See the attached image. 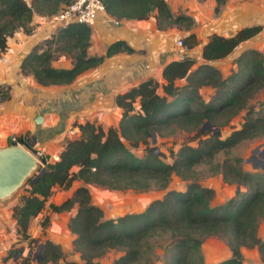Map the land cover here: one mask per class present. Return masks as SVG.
<instances>
[{
  "label": "trees",
  "instance_id": "trees-1",
  "mask_svg": "<svg viewBox=\"0 0 264 264\" xmlns=\"http://www.w3.org/2000/svg\"><path fill=\"white\" fill-rule=\"evenodd\" d=\"M105 12L117 20L144 19L156 10L158 30L178 25L190 27L192 19L184 14L173 16L165 0H101ZM73 0H0V55L5 53L8 38L22 30L31 34L34 14L52 17ZM226 0H215L218 13ZM262 30L261 25L243 27L231 36L216 33L202 47L205 62L183 56L162 68L163 82L150 77L115 96L122 110L118 125L106 130L88 120L76 123L79 135L67 139L57 160L42 158L43 173L27 181L26 193L11 208L21 239L33 242L31 220L46 205L55 186L70 188L80 181L72 195L60 203H50L52 212L69 211L76 206L67 227L75 235L73 247L80 262L65 260L59 244L49 239L40 243L38 264H99L98 259L109 250L122 251L111 264H155L154 236H167L163 264H206L201 245L207 237L221 238L230 250V257L215 264H243L242 249L256 248L264 260V239L257 230L264 219V171H246L241 159L231 150L244 140L264 136V110L250 106L239 128L227 136L213 134L246 109L259 90L264 91V54L256 49L242 51L234 60L235 70L223 77L209 61L223 59L243 41ZM92 29L72 22L35 44L22 59L20 70L41 86L66 85L78 75L101 64L105 58L126 52L133 53L125 41L112 42L103 55H89ZM187 49L198 44L193 33L182 38ZM55 46V48H53ZM70 59L67 68L54 67L56 53ZM177 80L183 83L177 84ZM210 87L213 93L205 102L200 93ZM9 98V94L1 100ZM209 122L212 129L203 132ZM180 131L195 132L196 145L188 142L164 161L149 146L152 135L172 136ZM212 132V133H211ZM210 133V134H209ZM206 137H201L206 135ZM21 141L23 137L19 138ZM31 138H29L30 141ZM26 140L27 146L31 143ZM32 141V140H31ZM8 144H12L10 139ZM144 147L142 156L132 148ZM221 161L215 162L217 154ZM207 163L227 184L244 187L225 202L212 205L214 190L201 185L195 178V167ZM77 168L76 171L73 169ZM172 175L187 181L184 190L170 189L162 198L151 201L140 212H128L106 218L103 210L91 200L87 187L95 184L111 190L147 191L167 188Z\"/></svg>",
  "mask_w": 264,
  "mask_h": 264
},
{
  "label": "rangeland",
  "instance_id": "rangeland-1",
  "mask_svg": "<svg viewBox=\"0 0 264 264\" xmlns=\"http://www.w3.org/2000/svg\"><path fill=\"white\" fill-rule=\"evenodd\" d=\"M29 2L30 0H26ZM168 4L172 7L174 14H186L191 10V7H201L203 10L202 19H212L211 17L216 16L212 9L209 0H200L198 3H194L191 5L193 0H166ZM264 3V2H263ZM190 9V10H189ZM214 13V14H213ZM111 26H114L112 22H109ZM31 26L34 27L33 32L31 34H26L22 30L15 32L11 37L8 38L7 45L8 48L5 53L0 55V58H4V55H11L12 53H8V49L11 48L13 50H18V54H24L25 50L30 48L32 45L34 46L37 43H40L46 38H49L58 28V25L53 23L51 17L41 16V15H33ZM167 31V30H165ZM169 31V30H168ZM167 31V32H168ZM175 30L173 29L170 34H167L169 37V48L172 52L175 51L179 53L184 52L185 50L181 47H178L174 44L173 41H177L178 38L182 36L183 31L178 30L175 34H173ZM166 37V38H168ZM176 38L175 40L173 38ZM185 37V35L183 36ZM182 38V37H181ZM32 46V47H33ZM177 46V47H175ZM55 48V46L53 47ZM32 49V48H31ZM55 66H68L71 64L70 59L61 55L59 52L56 53L55 58L52 62ZM21 80L16 79L8 83L0 84V103L3 101H10L11 93L12 97L15 100V105L12 108L18 109V118L24 122H30L32 125L31 129L24 133H18L17 129L13 131H9L7 135V145L12 135L25 136L27 141L30 139L31 146H24L27 151H29L32 155L36 152V150L43 151L45 158L51 162L57 160L54 159L55 154L47 155L45 150H43L42 146L37 141V138H43L44 133L50 135V132H47L49 129L44 125L42 121L40 124H37L34 120L37 115L41 114V103L46 100V96L51 92L55 93V90H60V87H52V86H43L41 90L39 88L35 80L30 77V75H23L21 73ZM204 87L201 88V90ZM9 94V98L6 100H1V97L5 94ZM213 93H210L209 99ZM209 94V93H208ZM202 98L206 99V91L203 92ZM53 104V103H51ZM252 106L255 110H264V91L259 90L253 99L247 104L246 109L241 111L238 115L234 116L225 126L220 127L221 137L227 136L232 130L237 129L243 122V117L246 113V110ZM45 110V108H44ZM77 120H73L70 126L65 130L68 135L69 132L75 129V124ZM97 124V123H96ZM63 125V124H62ZM203 127V126H202ZM19 128H27V126H21ZM211 127H203L201 129L203 132L207 130H211ZM19 130V129H18ZM62 131V130H60ZM213 131V130H212ZM13 132V133H12ZM212 133V132H211ZM210 134V133H209ZM71 137L75 136L74 134H69ZM68 135V136H69ZM206 135H202L201 137H206ZM32 140V141H31ZM67 138L65 139V141ZM196 133L195 132H185L180 131L172 136H164L160 137L156 134L152 135L149 140V146L153 149L155 154H160L161 158L166 161H171V153L176 152L179 147L188 142L189 144L196 145L197 143ZM5 145V146H7ZM4 147V146H2ZM132 151L137 156H142L144 153V147L140 146L138 148H132ZM264 151V136L256 137L248 140H244L238 146L231 150V155L235 157H239L241 159V166L246 171H254L259 172L263 171L259 167L260 162L264 160V157H260L258 153ZM224 154L219 153L216 155L214 161L219 162L223 159ZM37 163L42 167L39 157H37ZM258 166V167H255ZM74 171L77 168L73 169ZM36 170L35 173H37ZM195 178L197 181L205 186L212 188L214 190V196L212 198L211 204L218 205L225 202L227 199L231 198L236 194L237 185L235 184H227L222 180V177L219 173H214L210 165L207 163L200 164L195 167ZM34 173V174H35ZM187 181L182 180L180 177L176 175H172L171 180L165 189L159 188H151L147 191H138L133 189L127 190H111L107 188H103L101 186L95 184L87 185L92 202L99 206L104 213L106 218H113L118 215H122L128 212H140L142 211L151 201L155 199H160L163 197L165 192L170 189L175 190H184L186 188ZM81 185L80 181H74L70 188H62L55 186L53 189L52 195L48 198L45 208L31 220L29 235L30 238L35 240L30 242L28 240L21 239V236L17 234L16 231V223L12 218V211L10 216H6V218H0L4 224L2 231L3 233L9 234V242L6 244L5 249H2V253L0 254V264H38L37 257L40 253L39 246L40 243L46 239L51 240L52 242L59 244L61 249L65 254V260L67 261H76L80 262V255L78 252L74 250L73 240L75 235L70 232L67 227L68 221L70 217H72L76 213V206H74L69 211H63L60 213L52 212L48 205L50 203H60L66 198L72 195V192L76 187ZM27 184L23 185L20 189H18L12 197L0 203V206H4L5 209H10L16 204L19 197L22 194H25V188ZM239 191L243 192L245 190L244 187H239ZM259 235L261 238H264V219L263 222H260L259 226ZM155 243V256L152 257L155 264H163L164 258V250L160 246V244H166L167 236H154L151 240V243ZM229 248L226 243L221 238L216 237H207L203 240L201 245V253L204 258L206 264H210L211 262H216L225 259L229 255ZM122 251L119 250H109L102 257L98 259L99 264H111L113 260L122 255ZM242 254L244 257L243 264H264V262L259 263L257 257L253 254L252 249H242ZM257 260V261H256ZM63 262L60 261L59 264Z\"/></svg>",
  "mask_w": 264,
  "mask_h": 264
},
{
  "label": "crops",
  "instance_id": "crops-1",
  "mask_svg": "<svg viewBox=\"0 0 264 264\" xmlns=\"http://www.w3.org/2000/svg\"><path fill=\"white\" fill-rule=\"evenodd\" d=\"M198 1L200 0H193L191 5H194L195 2L199 5ZM263 2L264 0H226L220 8V11L215 13V0H209L211 5L209 8L212 9V12L216 16L211 17L212 19L209 20L205 18L203 20L202 17L204 16L201 12L203 9L192 6L191 10L189 9L190 11L184 14L192 19V25L190 27L173 25L166 29L167 31L169 30L168 32L157 29L156 10L151 11L146 18L140 20H117L107 13L101 14L95 24L90 26L92 34L88 54L103 55L107 47L116 40L125 41L134 49V52L117 53L112 57L105 58L98 66L81 73L72 83L53 85L52 87H60V90H55V93L50 92L46 96V100L40 106L41 114L37 115L42 117L44 125L49 128L47 132H50V135L44 133L45 136L43 138H37V141H39V144L47 155L50 156L54 152L53 154L58 156L66 142L65 139L79 135L77 127H75L72 133L69 132V134H74L75 136L71 137L65 133V130L71 125L70 123L74 119L77 120L76 123H82L86 120L97 123L105 130L111 126L116 127L122 114V110L114 102L117 94L127 91L150 77L162 83V68L164 64L179 60L183 56L195 59L197 64L205 62L201 55L202 47L207 42L208 37L213 33L222 36H231L243 27L254 25L262 26V30L257 35L241 42L228 56L223 59L208 62L218 68L223 77L228 76L232 70H235L234 60L242 51L256 49L264 54ZM166 3L168 4L167 1ZM168 6L173 16L179 15L174 14L171 9L172 7L169 4ZM114 20H117L118 23L115 24ZM109 22H112L114 26H111ZM173 29L175 30L173 34L181 29L183 31L182 36H176V38H183L184 35L187 36L193 33L198 44L186 52H178V54L175 51L172 52L168 49L169 37L167 34H170ZM176 38L174 37L173 39L175 40ZM173 42L176 45L175 41ZM32 46L26 49L23 55L18 54V50L12 51L9 48L8 53L12 54H6L3 56L4 58H0V84L8 83L12 80L15 82L17 78L21 80L20 64ZM52 65L58 67L54 64ZM69 66L59 67L67 68ZM181 83H183L182 80H177V84ZM36 85L39 87L37 88L38 90H41V87H43L38 83ZM205 91L206 99L203 98V100L207 102L212 89L210 87L200 89L201 94ZM12 95L11 93L9 102L3 101L0 103V147L7 145L6 134L9 131L17 129V131H20L18 132L19 134H25L27 130L29 131L31 129L30 126L32 125L30 122L25 121L24 125L27 128H19L24 125L22 120L18 118V109L12 108L15 105V100ZM10 215V209L8 210L4 206H0V218H6V216ZM2 223L3 221L1 220L0 254L2 253L1 248L5 249L6 244L9 242L8 238L10 237L9 234L3 233L4 231L2 229L4 224ZM259 230L260 228L258 227L257 234L261 238ZM253 254L257 257L259 263L264 262L260 258L256 248H253ZM230 255L231 253L229 251V255L226 258L230 257ZM217 262L219 261L211 262L210 264Z\"/></svg>",
  "mask_w": 264,
  "mask_h": 264
},
{
  "label": "water",
  "instance_id": "water-1",
  "mask_svg": "<svg viewBox=\"0 0 264 264\" xmlns=\"http://www.w3.org/2000/svg\"><path fill=\"white\" fill-rule=\"evenodd\" d=\"M42 121L41 116L35 118L37 124ZM209 126V122H206L203 127ZM213 134L220 136V129H213ZM259 167L264 171V160L260 162ZM36 170H38L37 173H35ZM41 173H43V169L38 165L37 160L19 145L10 144L0 147V203L12 197L28 180L33 182ZM239 189L237 186L236 193L239 192ZM39 250L41 251V245Z\"/></svg>",
  "mask_w": 264,
  "mask_h": 264
},
{
  "label": "built area",
  "instance_id": "built-area-1",
  "mask_svg": "<svg viewBox=\"0 0 264 264\" xmlns=\"http://www.w3.org/2000/svg\"><path fill=\"white\" fill-rule=\"evenodd\" d=\"M105 8L101 0H73L71 4L66 6L56 15L52 16L53 23L58 25L59 27L65 26L68 23L77 22L86 24L88 26H93L101 14H105ZM114 23L117 24L118 21L114 20ZM176 45L178 47L183 48L186 52L188 49L183 43L182 38H178L176 41ZM73 132V131H72ZM23 140L21 141L19 135H12L10 136V141L12 144L19 145L23 149H25L26 145V137L22 136ZM27 146V145H26ZM26 150V149H25ZM27 151V150H26ZM29 152V151H27ZM30 153V152H29ZM31 154V153H30ZM32 155V154H31ZM41 150H36L34 155H32L35 159L37 157L40 160L45 156ZM58 156H55L54 159H57ZM42 165V163L40 162ZM43 166V165H42Z\"/></svg>",
  "mask_w": 264,
  "mask_h": 264
},
{
  "label": "flooded vegetation",
  "instance_id": "flooded-vegetation-1",
  "mask_svg": "<svg viewBox=\"0 0 264 264\" xmlns=\"http://www.w3.org/2000/svg\"><path fill=\"white\" fill-rule=\"evenodd\" d=\"M260 157H264V151L261 153H258Z\"/></svg>",
  "mask_w": 264,
  "mask_h": 264
}]
</instances>
